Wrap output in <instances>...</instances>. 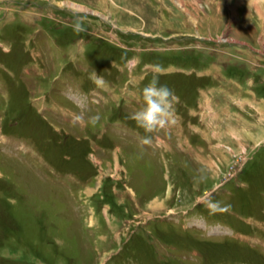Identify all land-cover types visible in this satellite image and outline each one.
<instances>
[{
  "label": "rangeland",
  "instance_id": "374dc122",
  "mask_svg": "<svg viewBox=\"0 0 264 264\" xmlns=\"http://www.w3.org/2000/svg\"><path fill=\"white\" fill-rule=\"evenodd\" d=\"M0 102V264H264V0H0Z\"/></svg>",
  "mask_w": 264,
  "mask_h": 264
},
{
  "label": "clouds",
  "instance_id": "9594fccd",
  "mask_svg": "<svg viewBox=\"0 0 264 264\" xmlns=\"http://www.w3.org/2000/svg\"><path fill=\"white\" fill-rule=\"evenodd\" d=\"M85 24L86 16L75 15L69 26L73 31L80 33L86 31ZM157 72L158 74L154 75L150 82L143 87L142 107L131 117L146 134L166 129L176 122L174 105L179 102V98L166 84L160 83L159 74H162V69H157ZM97 82L102 83V78L97 77ZM81 119L80 116H77L75 121L79 122ZM99 119L98 115H94L89 118V122L95 125ZM140 143L141 145H150L152 143L151 135L141 137Z\"/></svg>",
  "mask_w": 264,
  "mask_h": 264
}]
</instances>
